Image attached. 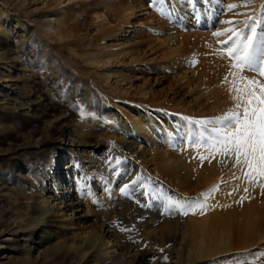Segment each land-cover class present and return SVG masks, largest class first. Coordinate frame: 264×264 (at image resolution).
<instances>
[{"label": "rangeland", "instance_id": "obj_1", "mask_svg": "<svg viewBox=\"0 0 264 264\" xmlns=\"http://www.w3.org/2000/svg\"><path fill=\"white\" fill-rule=\"evenodd\" d=\"M46 1L47 8L34 18L31 14L23 16L10 10V14L16 16L23 27L15 29L9 37L0 36V47L16 51L20 61L27 67L22 71L17 63L9 60L2 65L11 72L13 78L0 88V150H8L0 153V219L6 224L12 221L14 198L17 200L27 196L37 199L40 196L42 182L30 164L37 148H40L39 153L49 157L56 165L60 159L63 160L60 172L66 171L67 166L70 167L69 152L63 150L73 149V158H83V168H74L76 173L96 185V193L102 199L112 183L116 184L119 179L125 181L122 174L127 172L122 165L129 162L137 172L135 176H126L133 178L129 182L137 187V194L143 196L140 207L152 213L153 206L159 205L161 214L169 218L168 213L176 209L178 201L170 199L162 193L163 190L156 192L154 188L153 181L168 188L173 187L170 179L157 172L158 160L153 161V167L151 161L147 164L145 160L136 157L128 159L121 152H116L114 142L110 139L112 135H118V128L123 122L132 121L129 119L131 113L144 127H159L163 124L164 132H171V142H167L165 134L161 133L159 142L152 144L156 147L151 150L164 147L179 150L183 147L189 150L191 162L198 169L211 163L220 166L216 181H213L215 183L212 182L209 186L201 181L197 180V184L196 180H191L187 189L189 195L185 191L191 202L182 210H186L188 214L193 211L201 219L210 216V212L217 214L226 209L238 214L249 203L246 206L248 212L256 222L263 223L264 176L258 175L250 183L244 175L248 171L247 167L236 165L234 154H224L222 146L217 144V132L222 125L213 124L215 119L223 116L219 114L222 103H212L213 100L206 95L201 99L196 96L206 88L214 89V86H229L230 89L233 82L239 85L241 77L258 80L259 85L255 88L261 90L264 77L259 78L257 73L250 70L233 68L235 60L228 58L220 48L227 47L222 42L232 33L220 37L213 33L234 28L238 33L247 34L245 25L251 24L252 18L257 21V33H264V24L259 22L264 19V5L256 10L252 2L248 7L229 10V5L242 4L244 0ZM195 11L202 19L212 12L213 20L206 29L196 25ZM178 13L184 18L180 19ZM32 19H35L34 22L30 21ZM50 21H54V33H49V27L46 26ZM225 21L233 23L227 24ZM205 33L209 35L208 42L195 38L196 35ZM160 39H170L169 45L177 48L178 55L181 54L180 57L187 62L182 68H205L206 73L202 78L204 84L198 79L192 90L177 82L179 69L176 68V59L179 58L169 56L168 50L160 45ZM220 55L231 62L233 71H241V75L234 78L229 74L232 70L230 68L222 71V65L216 63L221 58ZM259 66L258 63L257 67ZM199 84L200 91L197 89ZM262 99L264 98L256 95L259 105L257 119L264 116V103H259ZM211 104L217 109L206 111L205 106ZM210 123L213 127H208ZM198 130L204 136L203 145L208 146L210 142H214L215 148L209 150L198 145L201 141ZM35 131H45L48 137L41 145L32 149L30 146L33 142L28 137ZM189 136L194 140V145L187 140ZM90 162L95 167L87 170ZM130 170L131 168L128 173H131ZM71 174V169L67 170V179H72ZM53 175L60 178L58 173L54 172ZM262 182L263 185L260 186ZM123 190L126 191L122 193L124 196L131 193V187L127 186ZM179 190L181 189H176V192ZM18 210L22 215L26 213L21 207ZM87 211L90 223L101 224L99 208L92 204L88 205ZM110 212L113 216L110 221L111 239L118 237L130 247L141 245L136 264H169L179 246L178 241L174 245H151L140 235L136 236L138 231L135 224L122 223L114 208ZM141 217L137 216V220L135 218L136 224H139ZM172 218L169 220L175 219ZM4 235L6 234H0V240ZM20 237L21 234L14 235L10 241L3 243L0 264H79L63 252H57L51 257L53 259L46 261L38 259L35 263L31 260L30 263L28 260L26 262L19 252L24 246ZM37 237L38 235H33L32 239L36 240ZM235 238L232 231V244ZM258 244L234 250L238 257L234 264H264V249ZM181 263L186 264L182 259Z\"/></svg>", "mask_w": 264, "mask_h": 264}, {"label": "bare ground", "instance_id": "obj_2", "mask_svg": "<svg viewBox=\"0 0 264 264\" xmlns=\"http://www.w3.org/2000/svg\"><path fill=\"white\" fill-rule=\"evenodd\" d=\"M263 5L264 0H253V6L256 7V10H259ZM46 8V0H0V36L9 37L15 29L23 27L18 18L10 14V10L21 13L23 16L31 14L34 18L36 17L35 15L42 13L41 11ZM177 16L180 19L184 18L181 13H178ZM194 16H197L196 25L202 29H206L213 20L212 12L207 13L203 19L197 15L196 11L194 12ZM34 20L32 19L30 21L34 22ZM53 22L54 21H50L46 25L49 27V33H54L55 31V27L53 28L52 26ZM195 38H199V41H209V35L207 33L198 34ZM169 44L170 39H162L160 42V45L168 50L169 56L172 58H179H175L177 62L176 68L177 70L179 69L177 82H180L183 86L192 90L193 88L195 89L193 84L198 79H201L204 84L205 81H203L202 78L206 73L205 68L199 67L198 70H193L190 67H188L189 69L182 68V65H187L185 64L187 63L186 60L180 57L182 56L181 54L178 55L177 48H172ZM220 48L223 50L224 46H220ZM224 54L227 56L226 53ZM6 60L17 63L22 71H25L27 68L20 61V57L16 51L10 49L5 50L0 47V88L6 86L8 80L13 78L11 72L2 66ZM233 62L234 64H238L237 61ZM216 63L222 65V71L227 68L232 69L231 62L225 57L223 58L221 56L220 59L216 60ZM230 72L229 74L234 78L236 75H241V71L238 73L232 69ZM233 73H235V75H233ZM258 77L260 78V76ZM197 86L199 90L201 84ZM214 87V89L206 88L205 91L201 89L203 92L199 90V95L196 96V98L198 97L197 99H201L206 95L213 100L212 103H222V111H219V114L224 115L235 106V101L233 99L234 94L228 90L229 86H227V88H224V86L223 88H219L218 86ZM260 91L261 90H256L258 95H260ZM214 107L215 106L211 104L208 107L205 106V110L211 112L217 109H214ZM178 109L179 108L176 110L177 112ZM129 115V119L132 121L126 120L123 122L118 128V135H112V137L109 138L114 142L113 147L116 152H121L128 159L136 157L145 160L147 164L151 161L150 163L153 164V167L155 166L153 161H155V159L156 161L158 160L157 162L159 165L157 166V172H159L162 177L170 179L173 187H170L172 188L170 189L152 180L155 186L154 188L156 192L163 190L162 193L169 196L170 199L178 201H176L178 203V205H175L176 209L174 208L168 213L170 217H175V219L171 221L169 220L170 217L167 218L166 215H162L159 205L153 206L154 212L152 213L147 212L145 210L146 208L142 209V207H140L139 204L142 202L143 196L141 197L137 194V187L135 188V186L129 182L130 180L132 181L133 178H127L129 175L135 176L137 170L132 164H129V162L122 165L124 171L127 172H123L122 174V179L125 181L119 179L116 184L112 183L108 191H106V194L103 195L104 199H102L96 193V185H92L89 181L85 180L83 175H78L76 173L74 168H78V166L80 170L83 168L81 164L83 158H73V149L66 148L63 150L64 152L66 150L69 152L68 162L71 168L67 166L65 168L66 171L60 172L62 168L60 166L63 160L60 159L58 165H56L49 157H45L39 153L38 151L40 148H37V150L34 151L35 154H33L30 164L34 173L42 182L40 186V196L37 197V199L27 196L19 197L17 200L14 198L12 202V214L14 216L12 221L9 220L10 222L6 224L0 219V234H6L0 240V249L3 248V243L10 241L12 236L21 234L22 237L20 238L21 241L24 242V246H22L19 252L24 256V261L28 260L29 262V260H31L33 263L38 259L46 261L48 259H53L51 257L57 252H63L67 257L71 256V259L77 260L79 264H84L88 261H91L92 264H136L141 245L140 247H135V245L130 247L123 244V241L118 237L111 239L110 221L113 219V216L110 210H113V208L116 216L122 223L125 225L131 223L135 224L138 231L136 236L140 235L143 240L151 245H174L175 241H178L179 246L176 248L175 255L170 258L169 264H183L181 263V259L184 260L186 264H234V261L238 258L237 255L234 254V250H243L255 243H259L258 246L264 249V222H256L253 219L246 207L249 203L246 206L244 205L246 209L242 212L240 211L238 214L235 213V211L231 213L233 212L229 211L231 209L226 211V207V210H222L217 214H212L214 212H210V216L205 218L201 217V219L199 217L197 218L196 213L193 211H189L192 213L188 214L186 210H182L187 203L191 202H189L186 195L187 193H185L191 180H196L197 184L201 181L205 186H209L215 183L213 181H216L215 179L218 175L220 166H218L217 163H209L210 165L205 164L198 169L195 167V164L191 162L189 150L183 147L179 149L180 151L177 149L171 150L168 147H164L160 150H151V148L156 147H153L152 144L159 142L158 137L161 133L165 134L167 142H171V132L168 130L164 132L165 127L163 124L159 127H144L135 116L131 113H129ZM214 121L216 122H212L214 125H219L217 119ZM213 124H208V127L210 125V127H213ZM206 129H209V131L212 130L211 128ZM200 132L199 130L197 132L201 140L198 142V145L209 150L215 148L216 143L214 144V142H210L208 146L203 145L205 142L203 141L204 136L200 134ZM47 137L48 135L45 131L32 132L28 137L29 141L33 142L30 148L32 147V149H35L33 147L41 145L42 141ZM189 137L190 138L187 140L194 145V140L191 136ZM198 137H196L195 140H197ZM106 147L107 146H105V148ZM160 147L162 146L160 145ZM6 152H8V150H0V153ZM148 156H150V158H148ZM88 164L87 170H91L95 167L92 162ZM130 168L131 173H128ZM69 169H71L73 173L71 174L72 179H67L66 177L67 170L69 171ZM54 172L59 174V179L58 175H53ZM155 179L158 180L157 177ZM160 179L161 178H159V181ZM145 180L148 179L145 178ZM262 185L263 182L260 183V186ZM127 186L131 187V193L129 192L128 196H124L122 193L126 191L123 189ZM176 189H181L182 191L179 190L176 192ZM92 204L94 207L99 208L102 220L101 224L96 225L89 222L87 207ZM20 207L26 211L25 214L22 215L19 213L18 209ZM140 215L142 216L141 220L139 224H136L135 218L137 216L140 217ZM137 219L138 218H136V220ZM3 227L6 228L2 229ZM232 231H234L236 235L234 244L231 243ZM33 235H38L36 240L32 239Z\"/></svg>", "mask_w": 264, "mask_h": 264}, {"label": "snow or ice", "instance_id": "obj_3", "mask_svg": "<svg viewBox=\"0 0 264 264\" xmlns=\"http://www.w3.org/2000/svg\"><path fill=\"white\" fill-rule=\"evenodd\" d=\"M252 2L253 0H244L242 4L229 5L228 9L248 7ZM259 22L264 24V19ZM225 23L232 24L233 22L225 21ZM256 24L257 21L252 18V23L245 25L247 34L238 33L234 28H227L221 32H214L213 35L220 37L232 33L227 40L222 42L227 46L223 49V53L238 62L232 67H239L241 71L250 70L264 77V33H257ZM258 63L259 67H257ZM240 79L239 85L233 82L229 89L230 92L235 93L233 95L234 108L217 121L222 125L217 132V144L222 146L224 154H234L236 165L247 167L248 171L244 175L251 183L258 175L264 176V131H262L264 116L257 119L258 102L255 86L259 85V81L249 80L247 77ZM260 88V96L264 98V85ZM259 103H264V99Z\"/></svg>", "mask_w": 264, "mask_h": 264}]
</instances>
